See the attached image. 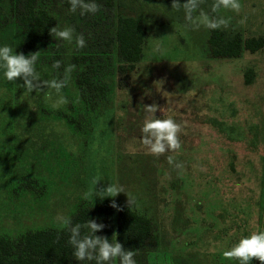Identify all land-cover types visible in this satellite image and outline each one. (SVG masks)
Instances as JSON below:
<instances>
[{
	"label": "rangeland",
	"instance_id": "1",
	"mask_svg": "<svg viewBox=\"0 0 264 264\" xmlns=\"http://www.w3.org/2000/svg\"><path fill=\"white\" fill-rule=\"evenodd\" d=\"M240 3L239 13L216 14L229 20L218 30L224 38L259 42L254 51L214 58L204 26L149 25L141 60L116 75L112 103L92 120L85 141L53 116L43 117V134L58 149L56 157H46L47 188L0 190V235L60 227L58 215L69 217L81 200H91L86 195L99 180L97 191L107 183L122 186L135 204L127 206L125 193L115 202L151 222L153 236L136 253V264H239L224 260L222 252L264 231V0ZM49 92L15 96L29 109L42 96L48 108L58 99ZM151 104L160 110L148 113L144 105ZM153 116L181 124L178 153L146 154L140 129ZM17 131L20 148L36 149L37 125L22 123ZM27 179L23 174L17 189ZM116 219L114 209V226Z\"/></svg>",
	"mask_w": 264,
	"mask_h": 264
},
{
	"label": "trees",
	"instance_id": "2",
	"mask_svg": "<svg viewBox=\"0 0 264 264\" xmlns=\"http://www.w3.org/2000/svg\"><path fill=\"white\" fill-rule=\"evenodd\" d=\"M212 2L204 0L201 4L209 16L216 15L211 12ZM96 3L100 5L97 13L80 15L79 11H69L68 0H0V46L8 45L26 56L40 51L35 68L42 80L63 79L65 68L75 65L62 89L67 92L64 96L69 102L67 107L58 108H47L42 96L33 108L20 105L15 92H24L17 87L23 81H7L0 69V190H46V157H56L53 154L58 149L44 136L42 118H56L73 128L72 135L85 141L91 132L92 120L112 103L116 75L122 67L133 69L141 60L147 27L188 22L183 9L171 8L172 0H96ZM56 25L61 29L72 27L75 34H83L86 47L77 49L74 43L52 37L49 30ZM209 31L207 51L214 58H238L259 45L255 40L243 42L239 36L224 38L218 29ZM114 59H117L116 66ZM57 60L61 62L59 69L53 67ZM31 95L37 94L34 91ZM21 122L37 125L41 132L39 143L34 144L36 149L20 148L23 136L17 129ZM40 163L42 169L38 168ZM23 174L28 179L17 189ZM111 203L105 198L81 200L69 218L73 225L96 219L106 225L96 235L112 240L116 233L125 249L135 253L143 250L153 236L150 220L137 211L122 208L117 211L114 226ZM69 234L62 225L21 230L12 237L1 234L0 264H95L94 260H75L68 244Z\"/></svg>",
	"mask_w": 264,
	"mask_h": 264
},
{
	"label": "clouds",
	"instance_id": "3",
	"mask_svg": "<svg viewBox=\"0 0 264 264\" xmlns=\"http://www.w3.org/2000/svg\"><path fill=\"white\" fill-rule=\"evenodd\" d=\"M69 11L80 15L95 14L100 10V5L96 0H68ZM204 0H186L181 3L180 0H172L171 8L177 11L183 9L185 19L196 27L204 26L210 30H217L221 27H227L229 20L218 15L209 16L201 9ZM240 0H213L211 12L218 14L221 9L231 10L239 13L241 10ZM195 14V15H194ZM49 34L56 39L74 43L77 49L86 47V40L83 34H75L72 27L61 29L58 25L49 30ZM39 52L29 53L27 56L23 53H16L8 45L0 46V69L3 70L4 78L9 82L22 80V84H17L18 88L26 90L28 93L36 94L45 89L54 90L58 99L53 103V108L66 105L69 101L62 94V89L66 87L70 73L75 69V65H69L65 68L64 78L60 80H42L40 74L36 71L35 65L39 58ZM53 67L59 69L61 62L55 61ZM148 113H156L158 106L156 104L144 105ZM142 137L140 143L146 149V154L160 157L167 152L178 153L182 147L180 134L182 132L181 124L172 118H146L140 129ZM175 157L169 155L167 160L169 164L174 162ZM100 181H95L94 192L87 194L103 200L104 198H113L111 207L117 211L122 208L115 202V197L120 193L127 195V206L131 208L135 204V198L126 193L124 188L118 184L107 183L106 187L96 190ZM57 220L62 227L69 230L68 244L73 249L72 255L76 261H95V264H109L110 261H118V264H136L134 259L136 253L134 250L125 249L122 243L117 239V234L113 233L112 240L106 236H99L96 233L101 232L106 225L98 223L96 219H87L83 224H72L69 217L58 215ZM222 258L227 261H238L239 264H251L257 260L264 264V231H254L249 235L242 237L229 249L222 252Z\"/></svg>",
	"mask_w": 264,
	"mask_h": 264
}]
</instances>
